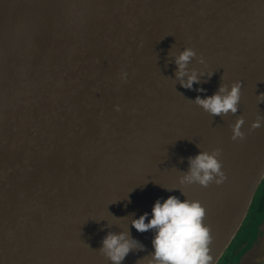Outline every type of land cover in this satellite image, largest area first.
<instances>
[{"label":"water","instance_id":"obj_1","mask_svg":"<svg viewBox=\"0 0 264 264\" xmlns=\"http://www.w3.org/2000/svg\"><path fill=\"white\" fill-rule=\"evenodd\" d=\"M237 81V113L196 103ZM262 93L264 0H0V264H112L122 232L143 245L122 264H148L133 220L170 196L204 208L219 264L264 181ZM214 150L223 183H181ZM260 220L238 264H264Z\"/></svg>","mask_w":264,"mask_h":264},{"label":"clouds","instance_id":"obj_2","mask_svg":"<svg viewBox=\"0 0 264 264\" xmlns=\"http://www.w3.org/2000/svg\"><path fill=\"white\" fill-rule=\"evenodd\" d=\"M195 55L193 49L186 48L175 61L178 67L177 77L181 79L185 88H192L199 82L195 72L186 82L183 81V77L187 75V65ZM122 79H127L126 72L122 73ZM241 89L242 83L237 81L232 84L230 91L227 86H222L212 96L207 98L198 96L196 103L213 115H227L229 112L235 114L239 109ZM257 101L264 103V93L257 97ZM244 124V118L239 117L233 125V140L244 138L245 134L242 131ZM252 126H264V117H258ZM219 155V150H214L211 153H200L194 159H190V171L181 178V183H199L202 186L212 182L223 183L226 177ZM204 215L205 210L199 202L181 201L175 196H170L163 202L156 201L151 219L149 214L145 213L133 220V226L139 232L155 230L152 241L154 251L148 264H211L212 256L209 250L211 236L209 228L203 224ZM133 249L143 250V245L135 239H130L129 233L122 232L109 233L99 251L112 264H122Z\"/></svg>","mask_w":264,"mask_h":264},{"label":"flooded vegetation","instance_id":"obj_3","mask_svg":"<svg viewBox=\"0 0 264 264\" xmlns=\"http://www.w3.org/2000/svg\"><path fill=\"white\" fill-rule=\"evenodd\" d=\"M264 214V181L254 199V202L251 206L250 212L245 220V223L243 224L241 230L239 231L237 237L227 250V252L224 254L223 258L221 259L219 264H234V259L238 258L239 255L243 249L249 244V242L252 240L251 238L249 241L245 242L244 240L247 238L246 234L244 236V229H253L254 225L256 223L257 217H261ZM244 236V239H242ZM243 241V242H241Z\"/></svg>","mask_w":264,"mask_h":264},{"label":"rangeland","instance_id":"obj_4","mask_svg":"<svg viewBox=\"0 0 264 264\" xmlns=\"http://www.w3.org/2000/svg\"><path fill=\"white\" fill-rule=\"evenodd\" d=\"M263 216V215H262ZM262 216L259 218V217H257V221H256V223H255V225H254V228L253 229H248V228H246V229H244V236H245V234H246V239L244 240L245 242H247V241H249V239L251 238L252 240L249 242V244L243 249V251L239 254V255H241V254H243L244 253V251L253 243V241H254V236H255V233H256V231H257V229H256V226H257V224H258V222H259V220L262 218ZM261 221V220H260ZM244 236H243V238L242 239H244ZM241 242H243V241H241ZM240 257L241 256H239L238 258H235L234 259V264H238V262H239V260H240Z\"/></svg>","mask_w":264,"mask_h":264}]
</instances>
